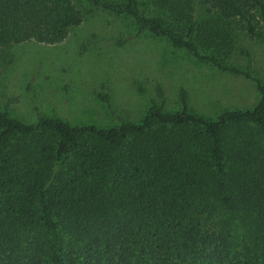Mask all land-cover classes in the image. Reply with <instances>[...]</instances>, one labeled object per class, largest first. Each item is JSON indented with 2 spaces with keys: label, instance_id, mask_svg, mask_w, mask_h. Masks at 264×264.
Instances as JSON below:
<instances>
[{
  "label": "trees",
  "instance_id": "obj_1",
  "mask_svg": "<svg viewBox=\"0 0 264 264\" xmlns=\"http://www.w3.org/2000/svg\"><path fill=\"white\" fill-rule=\"evenodd\" d=\"M92 9L251 79L256 101L203 117L180 88L177 110L151 100L108 126L0 109V264H264V81L221 59L232 24L264 36V0H0L2 60L59 43Z\"/></svg>",
  "mask_w": 264,
  "mask_h": 264
},
{
  "label": "rangeland",
  "instance_id": "obj_2",
  "mask_svg": "<svg viewBox=\"0 0 264 264\" xmlns=\"http://www.w3.org/2000/svg\"><path fill=\"white\" fill-rule=\"evenodd\" d=\"M231 28L232 47L221 59L264 81V36ZM9 53L6 63L0 53V109L24 122L38 115L97 126L115 124V115L136 122L151 100L177 110L180 88L189 110L203 117L249 108L257 98L251 79L219 72L106 10L92 9L59 43L24 42ZM99 94L108 95L114 114ZM233 137L234 131L222 132L228 149L238 144Z\"/></svg>",
  "mask_w": 264,
  "mask_h": 264
}]
</instances>
